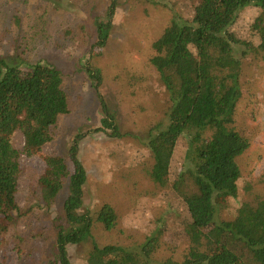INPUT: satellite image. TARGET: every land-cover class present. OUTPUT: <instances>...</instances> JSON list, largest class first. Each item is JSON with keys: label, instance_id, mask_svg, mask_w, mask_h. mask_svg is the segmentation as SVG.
<instances>
[{"label": "trees", "instance_id": "16d2710c", "mask_svg": "<svg viewBox=\"0 0 264 264\" xmlns=\"http://www.w3.org/2000/svg\"><path fill=\"white\" fill-rule=\"evenodd\" d=\"M165 2L170 4L173 26L155 40L151 63L168 89L170 104L163 112L166 121L154 120L144 139L153 159L170 150L165 165L170 185L162 191L163 214L155 229L143 241L102 242L96 237V223L111 232L120 219L111 204L98 211L84 209L88 172L81 145L104 131L95 128L77 136L68 157L57 151L54 127L70 113L62 73L49 62L25 68L19 57H2L1 264L8 263L10 250L23 251L20 245L27 237L17 234L19 223L45 206L29 203L28 210L21 205L19 192L23 161L47 148L50 153L40 180L56 194L66 188L68 196L63 205L66 225H58L52 239L57 259L46 264H264V194L249 199L251 181L241 184L239 159L252 142L237 114L245 94L247 64L264 62V0ZM117 7L118 0H111L108 12L96 19L99 37L91 46L93 53L110 38ZM39 19L38 30L47 22L44 16ZM49 29L41 40L51 35ZM95 84L98 87V79ZM101 105L106 108L104 102ZM208 128L214 131V142L210 148L201 147L196 132ZM40 223L32 233L35 238L47 229ZM240 223L255 226L254 232L243 233ZM194 234L209 242L205 256L189 254ZM84 244L90 245L89 254L76 261L71 251Z\"/></svg>", "mask_w": 264, "mask_h": 264}, {"label": "rangeland", "instance_id": "374dc122", "mask_svg": "<svg viewBox=\"0 0 264 264\" xmlns=\"http://www.w3.org/2000/svg\"><path fill=\"white\" fill-rule=\"evenodd\" d=\"M165 1L118 0L110 38L93 53L91 46L99 37L96 19L108 12L111 0H0V58L19 57L25 68L49 62L64 78L70 113L54 127L56 150L68 157L77 136L95 128L104 131L85 139L80 150L88 172L84 209L98 211L111 204L119 213V225L111 232L95 224L94 233L102 242L143 241L163 214L161 194L170 185L165 166L170 150L153 159L144 139L154 120L166 121L163 112L170 104L168 89L151 63L155 40L173 26ZM41 16L47 22L38 30ZM48 29L51 35L41 40ZM244 80L238 124L251 135L252 147L239 159L241 184L251 181L247 197L256 199L264 194V62L247 64ZM213 135L211 128L198 130L196 142L210 148ZM16 143L21 145L22 140ZM49 153L47 148L23 161L20 203L28 210L29 203L45 206L17 226V234L27 241L20 245L22 253L9 251L7 264H46L57 259L52 239L56 227L66 225L63 205L68 191L53 193L40 180ZM37 223L47 229L35 238ZM239 227L247 234L255 230L246 223ZM192 237L191 257L205 256L209 242L202 235ZM89 250L90 245L84 244L74 247L71 255L81 262Z\"/></svg>", "mask_w": 264, "mask_h": 264}]
</instances>
